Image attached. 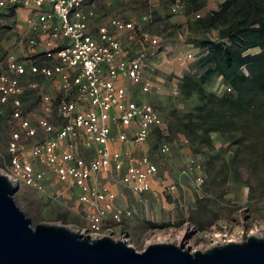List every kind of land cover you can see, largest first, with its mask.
Wrapping results in <instances>:
<instances>
[{
	"label": "built area",
	"instance_id": "built-area-1",
	"mask_svg": "<svg viewBox=\"0 0 264 264\" xmlns=\"http://www.w3.org/2000/svg\"><path fill=\"white\" fill-rule=\"evenodd\" d=\"M174 1L169 13L178 15L183 1ZM21 8L30 10L26 31L6 53L0 73V107L11 106L8 158L5 162L0 153L5 162L0 174L16 190L24 186L42 192L48 175L60 184L58 197L76 189L75 200L85 220L78 233L90 240L109 237L134 250L124 225L132 212L117 207L115 193L99 178L114 176L136 197L149 192L155 181L166 195L179 187L180 182L161 180L156 165L142 153L153 131L169 136L166 123L153 105L130 98L121 83L144 95L158 89L144 71L151 56L164 54L162 40L135 21L119 17L97 25L86 0H0V28L8 12ZM200 17L197 13L194 19ZM124 40L136 47L134 55L125 49ZM193 59L192 53L182 52L171 59L163 57L161 64L182 66ZM55 81L56 92L48 93L43 83ZM178 84L171 80V97L179 95ZM219 90L229 92L222 85ZM27 91L36 96L38 116L24 107L21 98ZM181 143L188 145L184 138ZM113 145L127 147L120 151ZM25 146L30 159L23 155ZM170 150L171 145L161 144L162 154ZM200 171L198 162L189 158L178 177L191 178L200 192L204 184ZM216 239L209 247L231 243Z\"/></svg>",
	"mask_w": 264,
	"mask_h": 264
},
{
	"label": "rangeland",
	"instance_id": "rangeland-1",
	"mask_svg": "<svg viewBox=\"0 0 264 264\" xmlns=\"http://www.w3.org/2000/svg\"><path fill=\"white\" fill-rule=\"evenodd\" d=\"M155 4V0L86 1V6L95 10L96 20L102 21L101 24L106 23L111 17H119L126 21H135L149 33L157 34L161 38L164 54L151 56L144 71V75L152 79L158 89L151 95H144L137 87L127 82L121 83L130 98L153 105L164 121L166 108L170 102L176 103L177 100L170 96L171 80H179L183 74L191 70L199 50L187 43L189 35L186 27H173L164 21L160 24L155 23ZM23 20L24 16H20L19 13L8 12L5 24L0 28L1 72L6 53L14 48L18 37L23 34L21 30ZM123 43L130 55H134L136 47L127 40ZM182 52L192 53L193 61L182 66L173 64L165 67L161 64L163 57L171 59ZM256 52L257 50L252 51ZM16 54L21 58V53ZM221 84L219 79H215L214 83L205 87L206 91L221 94L222 90H219ZM24 97L28 109L36 115L38 112L35 97L30 92H26ZM176 108L184 110L185 105L178 103ZM9 122L7 110L0 107V153L5 162L8 158L6 146L10 137ZM240 135L239 132L236 133L235 139H239ZM165 142L171 145L168 155L160 152L161 144ZM142 153L156 165L157 175L161 180L180 182L182 188L179 189H183L186 194L187 189L190 190L192 201L188 194L180 195L178 208L174 206L171 208L173 213L170 217L168 216L170 211L163 208L160 201L156 206L147 205L142 195L136 197L130 194L120 186L114 176L99 179L100 184L113 188L118 196L122 195L123 191L131 196L130 198L124 195L127 198L123 202L117 198L116 205L120 209L128 207L132 212L131 217L124 220V225L130 232V241L135 252L140 253L146 249L145 240H150L156 235L165 238L169 234L172 236L179 232L185 233L186 242L189 241L200 252L210 248L209 245L217 240L213 237L215 233H218L219 238L230 239L234 243L247 240L250 234L255 238L264 239V117L256 130L248 135L244 134L239 142L232 144L219 135L213 136L211 146H205L199 154H195L189 145H180L177 138L168 142L157 131H153L143 145ZM23 155L30 159V150L27 146ZM189 158L196 160L201 167L200 173L204 177V184L200 192L193 187L191 178L178 177L179 171ZM2 162L0 161V168L4 171L5 162L4 164ZM33 165L42 169L34 162ZM59 190L60 184L53 176L48 175L42 192L22 186L16 190L13 197L21 212L30 220L32 228L38 224L62 225L78 233V228L85 226L83 211L77 205V201L70 196L58 197ZM160 194L166 198L164 193ZM125 202L126 204H123Z\"/></svg>",
	"mask_w": 264,
	"mask_h": 264
},
{
	"label": "trees",
	"instance_id": "trees-1",
	"mask_svg": "<svg viewBox=\"0 0 264 264\" xmlns=\"http://www.w3.org/2000/svg\"><path fill=\"white\" fill-rule=\"evenodd\" d=\"M160 1L170 6L175 2ZM181 1L191 12L203 6L199 0ZM186 32L187 43L199 53L178 80L176 103L166 108V140L182 136L199 154L211 146L213 136L239 142L264 117V0H224L218 10L189 21ZM215 79L229 92L206 91ZM178 103L185 109H177Z\"/></svg>",
	"mask_w": 264,
	"mask_h": 264
},
{
	"label": "water",
	"instance_id": "water-1",
	"mask_svg": "<svg viewBox=\"0 0 264 264\" xmlns=\"http://www.w3.org/2000/svg\"><path fill=\"white\" fill-rule=\"evenodd\" d=\"M15 192L0 174V264H264V239L250 236L204 252L156 244L137 253L125 242L90 240L63 226L32 228L14 200Z\"/></svg>",
	"mask_w": 264,
	"mask_h": 264
},
{
	"label": "crops",
	"instance_id": "crops-1",
	"mask_svg": "<svg viewBox=\"0 0 264 264\" xmlns=\"http://www.w3.org/2000/svg\"><path fill=\"white\" fill-rule=\"evenodd\" d=\"M155 2H156V4H155L154 18L156 20V22H155L156 24L168 22V24H171L173 27L174 26L175 27L180 26L182 28H185L186 24L189 21L193 20L194 16L197 13L199 14V16L204 17L209 12H213L215 10H218L220 8L221 4L224 2V0H199V2L202 3L203 6H202V8L198 9L197 12H191L186 7H184V5H183L182 8H181V11L179 12L178 15H171L169 13L170 5L166 4L164 1L155 0ZM13 11H15L16 13H19L20 16H24L23 26L21 28V30L24 33L26 31L25 19H26L27 15L29 14L30 10L21 8V9H16V10H13ZM94 12H95V10H94ZM5 18H6V16H5ZM145 18H147V17H145ZM95 23L97 25H101L102 21L98 22L96 20V18H95ZM151 34H153V33H151ZM154 35H157V34H154ZM148 65H149V63H148ZM43 85H44L45 90L48 93H50V92L51 93H55L56 92V88H58V86H59L57 81L52 82V83H49V82L43 83ZM27 92H30V94H32L35 97V99H36V96H35V94L33 92H31V91H27ZM25 94H24V96H25ZM24 96L21 98V100L24 103L25 109L29 110V113L32 116H34V117L40 115V112H39V109H38V105H37V109H36L38 113L36 115H33L34 112H32L30 109H28L29 107L27 106V102L25 101L26 98ZM36 101H37V99H36ZM37 104H38V101H37ZM2 108H5L7 110V113L9 114V118H10L11 106L8 105V106L2 107ZM10 120H11V118H10ZM9 125H10V122H9ZM8 128H9V131H11L10 126ZM9 134H10V132H9ZM182 138H183L182 136H178L177 137L178 141L180 142V145L184 146V144L181 143ZM172 142H174V141H172ZM126 147L127 146H125V145H113L112 146V148L114 150H120V151L123 150V149H126ZM82 154L88 155V154H90V152H84ZM99 179H102V178H99ZM168 182H173V181L170 180ZM179 187L182 188L180 183H179ZM179 187L177 188V190L175 192H173V194H171V195H166L165 194V196H166V198H165L159 192L160 191V189H159V181H155L152 184V186H151V190L149 192L143 193L142 198L145 200V202H147V205L150 204L151 206L158 205L159 201H160L162 207L167 209L168 211H170L168 213V216L171 217V215L173 213L171 208L173 206H174V208H178L177 207V202H179L180 195L186 194V192L183 191V189H179ZM111 190L115 193V190L113 188ZM187 192H188L187 194H188L190 200L192 201V193L188 189H187ZM75 193H76V189L74 190V188H71V190L66 192L64 194V196L68 195L72 199L75 200L76 199ZM115 195H116V199L118 198L119 200H122V202L126 201V198H127V196H124V195H128L131 198V196L126 193V191H123L122 195L118 196L116 193H115ZM120 198H122V199H120ZM123 204H126V202L123 203ZM125 209L129 210L128 207H126ZM128 234L130 236L129 230H128Z\"/></svg>",
	"mask_w": 264,
	"mask_h": 264
},
{
	"label": "bare ground",
	"instance_id": "bare-ground-1",
	"mask_svg": "<svg viewBox=\"0 0 264 264\" xmlns=\"http://www.w3.org/2000/svg\"><path fill=\"white\" fill-rule=\"evenodd\" d=\"M47 225H49V224H47ZM60 226H62V225H60ZM64 228H66V227H64ZM80 235L83 236V237H85L82 234H80ZM169 235H167L168 237L166 236L165 238H161V235H156V237H153L150 240H145L144 241L145 242V245L146 246H150V245H156V244H174L175 246H177L179 248H182L183 250H185V247H186L187 248V251H189L190 253H193L195 251H198V250L195 249L196 247H194L193 244H191L189 241L186 242V240H185L186 234L185 233H180L179 232V234H176V235H173V234H172V236H169ZM213 237H214V239H216V238H219L220 236L218 235V233H215L213 235ZM250 237L252 238L254 236L252 234H250ZM168 238H170L172 240H170V241L168 240L167 241ZM110 239L113 240V241H115L112 238H110ZM228 242L234 243L232 240H228Z\"/></svg>",
	"mask_w": 264,
	"mask_h": 264
}]
</instances>
